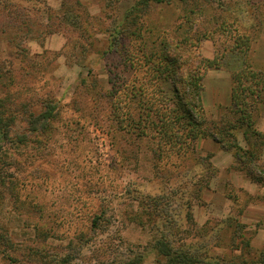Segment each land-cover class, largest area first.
<instances>
[{
  "label": "rangeland",
  "instance_id": "rangeland-1",
  "mask_svg": "<svg viewBox=\"0 0 264 264\" xmlns=\"http://www.w3.org/2000/svg\"><path fill=\"white\" fill-rule=\"evenodd\" d=\"M150 3L0 0V264H160L164 223L190 242L229 218L264 249V102L249 132L258 161L201 135L177 150L156 114L174 107L172 80L151 65L177 57L186 80L219 64L202 80L209 130L225 111L213 88L223 102L247 60L264 72V0ZM233 228L199 242L239 255Z\"/></svg>",
  "mask_w": 264,
  "mask_h": 264
},
{
  "label": "trees",
  "instance_id": "trees-1",
  "mask_svg": "<svg viewBox=\"0 0 264 264\" xmlns=\"http://www.w3.org/2000/svg\"><path fill=\"white\" fill-rule=\"evenodd\" d=\"M152 1L163 3L165 0H145V3L149 4ZM245 40V37L243 39L239 37V41L245 42ZM152 60L151 65L155 67L157 79L169 81L171 78L174 88L175 100L173 102L176 101V106L174 104V107L167 111L168 115L166 112H156L161 117V122L166 121L160 125L162 138H167L173 148L176 149L177 146L181 148L182 144L184 147L187 142L191 144L190 142H194L201 135L211 138L222 147L227 140L235 148L237 156L244 164L258 161L261 158L259 147L249 140V132H256L254 129L255 112L258 103L264 102V72L254 69L248 60L245 61L240 70L233 75L231 105L224 107L225 111L220 118L212 122L210 129L206 130L203 127L208 124L199 119L204 111L200 96L203 89L202 80L208 68L217 67L219 64L205 60L207 65L201 70L194 71V69L193 73H187L186 80L182 78L176 80L175 74L179 72V58L170 55H156ZM135 91L136 87L132 92L135 93ZM239 132L243 133L249 144L248 149L238 145L237 134ZM4 135L8 136L7 133ZM178 148L177 150H180ZM250 175L256 180H261L253 173ZM159 208L163 209L162 206ZM161 212L160 216L164 218V222L171 221V219L167 220L169 216H172L171 212L164 210ZM229 228L234 229V240L241 244L239 255L219 254L213 251L211 241L205 244H201L202 241L199 242L202 237H209L210 232L215 233L219 240V237L224 235ZM187 230L186 227L180 228L177 225L164 223L156 232L153 248L159 256L160 264H264V249L258 251L252 247L250 240L242 232V224L237 218H229L216 228L203 227L195 234L194 237H199L196 241H183L186 240L183 234ZM233 250H239V247L233 246Z\"/></svg>",
  "mask_w": 264,
  "mask_h": 264
},
{
  "label": "crops",
  "instance_id": "crops-1",
  "mask_svg": "<svg viewBox=\"0 0 264 264\" xmlns=\"http://www.w3.org/2000/svg\"><path fill=\"white\" fill-rule=\"evenodd\" d=\"M209 70V69H208ZM211 72V70H209ZM208 72V71H207ZM213 73V71L211 72ZM209 74V72H208ZM204 81H205V76H204ZM228 86H226V93H224L225 95V99L224 101H220V97L222 96L223 94V91L220 90V89H217V88H213V102L214 104H216L217 106H229L231 105V88H230V82H228ZM203 99L205 100V96L203 97ZM206 104V103H205Z\"/></svg>",
  "mask_w": 264,
  "mask_h": 264
}]
</instances>
